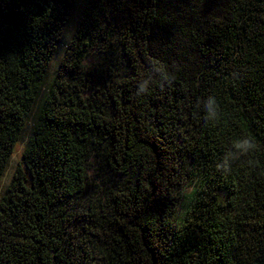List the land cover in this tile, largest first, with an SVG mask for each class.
I'll return each instance as SVG.
<instances>
[{
  "label": "trees",
  "instance_id": "16d2710c",
  "mask_svg": "<svg viewBox=\"0 0 264 264\" xmlns=\"http://www.w3.org/2000/svg\"><path fill=\"white\" fill-rule=\"evenodd\" d=\"M79 1L0 0V182ZM95 55L106 71L85 98ZM92 154L125 179L80 213ZM187 159L195 192L174 225ZM0 264H264V0H85L0 199Z\"/></svg>",
  "mask_w": 264,
  "mask_h": 264
},
{
  "label": "rangeland",
  "instance_id": "374dc122",
  "mask_svg": "<svg viewBox=\"0 0 264 264\" xmlns=\"http://www.w3.org/2000/svg\"><path fill=\"white\" fill-rule=\"evenodd\" d=\"M85 0H80L77 7L75 8L70 20L65 29V38L63 43L58 47L57 53L54 56L46 79V83L43 88L42 95L38 100L36 107L33 112V117L28 121L22 136L16 146L15 152L12 154L9 165L4 173V176L0 182V199L6 190L7 186L11 182L17 164L20 160V157L24 151V148L27 144V141L32 133L33 127V119L35 113L38 111L45 94L48 92L53 81L56 79L57 70L61 59L64 56L67 45L71 42L73 34L75 33L77 24L84 10ZM85 67L88 71H91L93 75L90 76V82L87 83L88 90L83 93L85 98H91L95 94H98L100 85H101V77L97 80V74L100 76V69L106 67L104 65V60L102 58H98L96 55L91 59L85 60ZM106 71V68L104 69ZM86 85V86H87ZM79 88V87H78ZM75 90L74 83L70 81L69 87L66 89V92H73ZM186 164H181L177 166L179 174L177 176V180H179L180 186H177L171 197L170 201V221L172 224L176 225L181 221L184 217L185 212L190 206V202L186 203V199L188 198V193L191 191V188L196 185V170L199 167L197 163L192 160L187 159ZM102 166V162L100 158H98L95 154H92L91 158L88 162L89 169V185L84 193L79 197L74 199L71 203L73 209L76 212L87 211L89 207L100 208L108 205V193L110 191L116 190V188L124 181V179L118 176L112 175L108 173Z\"/></svg>",
  "mask_w": 264,
  "mask_h": 264
},
{
  "label": "clouds",
  "instance_id": "9594fccd",
  "mask_svg": "<svg viewBox=\"0 0 264 264\" xmlns=\"http://www.w3.org/2000/svg\"><path fill=\"white\" fill-rule=\"evenodd\" d=\"M161 80L165 81L166 83H169L170 81L167 79V77L164 75L163 69L161 73ZM161 87H163V84H161ZM148 90L147 87L141 86L140 90L137 92V95L143 94ZM204 109L207 113L206 120L208 121H216L219 116H217V112H219V105L217 103V100L215 96H209L207 103L204 104ZM232 148L239 150L241 156H247L250 153L254 152L257 149V143L255 142L254 138L250 136H243L239 139H237L233 144ZM232 159L231 153H229L220 163L217 164V169L228 173L231 170V164L229 161ZM251 163V161H250ZM195 192L194 186L191 188V191L188 193V198L186 199V203L191 202V198Z\"/></svg>",
  "mask_w": 264,
  "mask_h": 264
}]
</instances>
